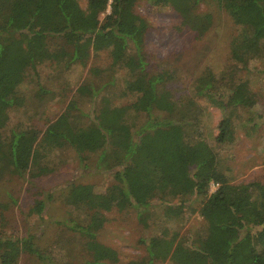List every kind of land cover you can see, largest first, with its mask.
I'll return each mask as SVG.
<instances>
[{"label":"trees","instance_id":"16d2710c","mask_svg":"<svg viewBox=\"0 0 264 264\" xmlns=\"http://www.w3.org/2000/svg\"><path fill=\"white\" fill-rule=\"evenodd\" d=\"M86 1L83 9L78 0H0V179L4 170L20 178L52 171L44 162L50 147L71 149L78 157L101 153L100 162H106L110 143L130 138L113 157L114 183L104 193L86 184L68 188L65 204L72 213L66 226L81 238L80 264H117L118 252L99 241L107 214L146 210L153 202L172 207L178 218L198 213L204 228L188 241L169 232L150 239L147 254L129 264H264V182L235 183L220 161L237 131L255 121L252 111L261 97L243 73L264 63V0H147L173 9L198 40L215 23L212 14L198 12L202 2L216 3L239 27L225 68L208 67L191 84L175 64L151 67L150 23L137 11L141 0ZM104 51L110 53L109 71L123 73L120 87L116 79L70 81L73 69L87 67ZM43 67L61 71L51 88L65 105L63 114L45 132L37 118L13 126L11 111L25 105L21 87L33 76L42 81ZM130 97L135 101L120 104ZM202 101L223 113L215 147ZM133 115L145 117L136 130ZM46 207L45 199L36 200L29 216H42ZM5 208L0 205V263L17 264L27 255L55 264L52 251L39 249L33 236L1 230Z\"/></svg>","mask_w":264,"mask_h":264},{"label":"rangeland","instance_id":"374dc122","mask_svg":"<svg viewBox=\"0 0 264 264\" xmlns=\"http://www.w3.org/2000/svg\"><path fill=\"white\" fill-rule=\"evenodd\" d=\"M78 1L81 7L86 9L87 1ZM137 11L150 23L147 52L152 68L162 64H175L180 68L183 79L189 84L208 67L216 71L225 68L230 44L238 34L239 27L216 3L202 2L198 8L200 14H212L215 21L212 30L202 40H198L191 29L182 27L180 16L171 8L155 7L147 0H141ZM104 17L102 15L101 19ZM110 65L108 51L93 55L87 67L73 69L70 81H83L87 77L105 82L116 79V85L120 87L123 73L113 74L109 71ZM95 69L99 70L100 74L95 75ZM60 72L58 70L53 74V69L43 67L40 72L42 81L38 82L33 76V82L25 83L21 87L19 93L25 105L11 111L13 126L37 118L35 124L45 132L51 123L60 118L65 105L61 103L60 98L53 97L54 90L51 88L57 84H54L53 76L59 78ZM243 77L251 82L252 90L261 97L259 105L252 111L255 121L247 128L237 131L236 142L220 151V161L235 183L264 182V63L260 61L253 63L250 72H244ZM41 86L47 91L43 92ZM135 99L136 97H130L120 104L127 105ZM201 104L207 108L203 122L207 134L210 135L209 142L215 147L214 137L218 134L217 127L223 113L210 106L207 101H202ZM83 109L89 113L90 104L86 102ZM131 121L136 130L143 125L145 117L133 115ZM130 140L132 139L111 142L109 145L111 151L106 162H100L101 153L78 157L71 149L54 150V147H50L44 162L52 171L42 172L36 177L28 174L25 178H20L4 170L0 179V205L7 208L3 210L5 224L1 230L7 235L19 238L33 236L39 249L52 251L56 259L55 264H80L83 258L81 238L66 226L72 213L71 208L65 204L68 188L72 184H86L94 186L97 192L104 193L114 183L116 171L113 166L116 159L113 157L123 151ZM44 141L47 142L46 139ZM216 189L217 187L212 185L211 193ZM38 199H45L47 203L44 214L29 216ZM193 207H197V204ZM171 208L153 202L146 210L142 208L115 210L107 214V222L99 233V241L118 252L117 264H129L147 254L146 244L150 239L163 237L169 232V235H179L180 239L188 241L202 232L203 220L198 213L187 212L178 218L173 215ZM141 211L143 216L139 215ZM17 264L50 262L44 263L36 257L25 255Z\"/></svg>","mask_w":264,"mask_h":264}]
</instances>
